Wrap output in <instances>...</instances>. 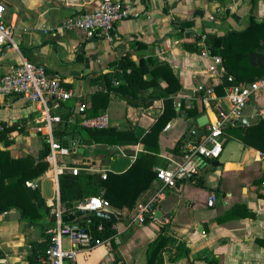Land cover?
Masks as SVG:
<instances>
[{
  "label": "crops",
  "instance_id": "obj_1",
  "mask_svg": "<svg viewBox=\"0 0 264 264\" xmlns=\"http://www.w3.org/2000/svg\"><path fill=\"white\" fill-rule=\"evenodd\" d=\"M99 1L0 0V4L4 6V20L12 26L22 55L44 66L49 73L61 76L73 94L60 114L61 121L65 118L72 124L68 127L72 133L61 138L70 142L74 138L68 139V136L79 134L74 145L77 152L72 156L75 165L84 167L91 162L92 169L82 171L98 172L96 169L106 167L111 153L128 154L135 159L148 150L142 142L96 143L87 133L89 128L81 125L83 117L91 116L92 95L107 91L105 76L112 86L122 82L118 79V60L124 54H129L137 64L141 59L168 63L179 80L180 89L167 97L154 99L148 106L136 105V99V103L126 102L122 94L109 91L108 105L98 114L106 113L107 127L132 130L141 137L171 98L176 115L158 135L160 160L157 166L181 162L185 142L197 139L190 132L197 125L196 118L211 108L223 111L228 108L224 86L231 83L227 79L230 74L222 62L220 76L213 78L207 70L210 58L201 52L202 42L207 43L206 39L211 36L246 28L250 17L264 20V0H120L128 5L131 15L119 21L108 35L87 37L81 30L64 27L68 16L92 11ZM246 57L250 64L261 65L264 50L250 51ZM19 60L15 50L7 45L0 46V78ZM216 81L218 84L213 92L197 91V86L208 87ZM159 86L165 87V80L160 79ZM152 90L150 87L140 96L145 99ZM113 103L124 109L121 120L110 119L106 111ZM82 104L85 105L83 112L78 111ZM256 108L264 112V90L247 103L243 114L251 115ZM192 109H196V114L189 116L187 111ZM37 115L36 104L23 96L0 95V120L9 126L17 125L9 135L12 141L8 147L14 150L15 156L37 157L42 152V136L32 127ZM210 116L214 119L211 111ZM228 126L233 125L227 124L224 128ZM223 135L222 150L217 158H196L199 174L195 179L179 182L175 188H164L159 195L162 185L153 180L138 197L133 211L126 214L123 209L114 225L116 248L105 240L87 251H79L77 261L80 264H115L114 253H117L125 264H148L147 247L159 235L160 226L167 224V232L186 244L188 254L170 261V254L164 253L165 264H209V259L216 260L213 264H264V154L224 131ZM0 148H4L1 141ZM49 174L47 168L30 179L37 184L36 188L28 186L40 190L46 207L52 201L54 190ZM47 180L52 184L50 196L44 194ZM149 203L152 207L157 203L154 212L160 210L161 215L156 218L153 212L151 217L139 222L137 214ZM248 211L251 216L244 215ZM41 212L43 216L39 221L48 223L50 210L48 213L41 209ZM40 239V228L23 219L18 208L0 212V264H30L28 242ZM64 244L69 245L66 237ZM36 254V264H45L41 253L37 251Z\"/></svg>",
  "mask_w": 264,
  "mask_h": 264
},
{
  "label": "trees",
  "instance_id": "obj_2",
  "mask_svg": "<svg viewBox=\"0 0 264 264\" xmlns=\"http://www.w3.org/2000/svg\"><path fill=\"white\" fill-rule=\"evenodd\" d=\"M206 40L210 53L221 56L227 73L233 77V83H249L262 75L264 63L252 65L246 54L256 49L264 50V20L256 21L250 17L246 28L233 30L222 36H211ZM118 65L120 68L118 79L122 82L118 86H112L105 76L107 91H98L92 95L89 115L94 116L101 109L107 107L110 98L109 91L136 99L138 101L136 105L148 106L154 99L167 97L180 89L181 85L177 76L166 62L154 63L151 59L147 61L141 59L137 64L129 54H124L119 58ZM160 79L165 80V87L159 86ZM150 87L153 88L151 94L143 99L140 96L141 92ZM187 112L189 116H194L196 109ZM175 115L173 101L169 98L163 112L149 131L141 137L136 136L132 130H118L115 127L87 129L89 137L96 143L116 145L142 142L148 146V150L145 154L136 157L129 168L122 173L107 170L105 178H102L100 172L79 171L77 174H72L71 171L66 170L59 176L58 181L60 201L66 211L71 212L78 202L97 195L105 198L109 202V208L113 211L121 213L123 209H126V214L133 211L138 197L149 188L155 178L154 168L160 160L158 135L165 124ZM71 126L72 124L64 118L58 124L55 131L56 136L61 138L71 134L72 131L68 130V127ZM14 129H17L16 124L9 126L0 120V141L4 145V148H0V212L18 208L23 219L40 228L41 239L28 242L31 246L29 263L36 264L37 251L44 256L51 237L48 230L54 227L55 217L50 213L51 218L48 223L39 221L43 216L41 209L48 213L50 209L45 206L40 190L31 189L25 183L47 170L48 163L44 158L49 148L44 143L42 152L37 157L30 154L15 156L14 150L8 148L12 141L9 135ZM223 131L264 154V120L260 119L247 126L235 124L224 128ZM193 179L195 177L187 180ZM195 182L199 183L196 180ZM153 207L156 208L157 203H154ZM244 215L251 216L252 213L248 211ZM80 224L91 233L93 244L108 240L113 249L116 248L114 242L117 232L114 227L115 222L94 213ZM166 229L167 224L161 225L159 235L148 245V264H165L164 253L170 254L168 258L170 261L188 254L186 244L167 232ZM114 256L115 264H125L119 254L114 253ZM215 261V259L208 260L209 264L216 263Z\"/></svg>",
  "mask_w": 264,
  "mask_h": 264
},
{
  "label": "built area",
  "instance_id": "obj_3",
  "mask_svg": "<svg viewBox=\"0 0 264 264\" xmlns=\"http://www.w3.org/2000/svg\"><path fill=\"white\" fill-rule=\"evenodd\" d=\"M4 6L0 4V46L7 45L15 50L20 57L19 62L0 78V95H19L33 102L37 106L38 115L33 120V131L40 136L44 143L48 145L49 151L45 156L48 163V175L54 183L52 201L49 204L50 213L55 217V225L49 229L51 234L49 243L43 256L45 264H80L77 261L79 251H87L93 244L92 235L89 230L78 222H63L62 216L83 209L96 211L102 208H109V202L101 195L90 196L78 202L71 212H67L65 206L60 201L59 196V176L66 170L77 174L85 169H92V163H84L80 167L73 163L72 156L77 152L75 146L63 144L64 138H59L55 134L58 124L61 122V108L73 94L64 84V79L58 74L49 73L46 68L25 58L20 47L13 36V28L3 17ZM128 5L120 0H100L98 6L89 12H83L68 16L63 25L66 29H77L85 33L87 37L99 34H110L115 30L116 24L130 16ZM201 52L210 58L207 70L213 78L220 76L222 68V58L219 55L211 54L206 41L202 42ZM228 85L224 86V99L227 103V110L211 108L214 119L207 110L208 122L204 125V130L199 138L185 142V150L181 162H175L172 166H156L155 178L164 188H175L179 182L195 177L199 174V163L197 157L217 158L222 150L223 129L227 124L235 125L239 116L244 115L243 111L247 103L262 90H264V70L262 75L249 83L235 84L233 77L227 75ZM213 82L210 86H197L198 92H213ZM208 104V103H206ZM85 105H80L78 111L83 112ZM253 114V113H252ZM251 114V115H252ZM259 120H264V112L258 110ZM109 124L106 113L96 116H85L81 119V125L86 128L101 129ZM262 153V152H261ZM132 156V155H131ZM102 178L106 177L107 168L96 169ZM26 186L36 188L37 184L26 181ZM208 203L212 204V198ZM152 203L141 207L136 218L143 222L146 217L153 215ZM64 237L68 240V246L64 244Z\"/></svg>",
  "mask_w": 264,
  "mask_h": 264
},
{
  "label": "water",
  "instance_id": "obj_4",
  "mask_svg": "<svg viewBox=\"0 0 264 264\" xmlns=\"http://www.w3.org/2000/svg\"><path fill=\"white\" fill-rule=\"evenodd\" d=\"M198 11L199 10H197L195 14H198ZM123 100H125L126 102H130V103H136L135 99L128 97V96H124ZM258 110L259 108H256L253 111L252 115L239 116L236 120V125L247 126V125L256 123L259 120V117L257 115ZM207 122H208L207 114H202L201 116L197 117L196 118L197 125L193 126L190 129L191 134H193L196 138H199L202 134V131L200 130V128L206 125ZM67 138L68 139L74 138V140L70 142L68 140H63V144L67 146H74L77 144V140L79 139V134H75L74 136H68ZM197 159L200 160L201 158L197 157ZM133 161H134V157L131 155L121 154V153H112L109 157L106 168L108 171H111L114 173H122L129 168V166L132 164ZM94 213H96L99 217L109 219L113 222H117L121 218V213L113 211L110 208L105 207L102 209H98L96 211H88V210L79 209L73 213L64 214L62 216V221L66 223L67 222L81 223L82 221L87 220L88 217ZM160 215H161L160 210H156L154 212V216L156 218H158Z\"/></svg>",
  "mask_w": 264,
  "mask_h": 264
},
{
  "label": "rangeland",
  "instance_id": "obj_5",
  "mask_svg": "<svg viewBox=\"0 0 264 264\" xmlns=\"http://www.w3.org/2000/svg\"><path fill=\"white\" fill-rule=\"evenodd\" d=\"M106 111L109 114L110 119H112V120L113 119H115V120L120 119L121 120V118H122V116L124 114L123 107H121V106L119 107V106L115 105V103L109 105ZM201 129H204V127H201ZM44 185H45L44 194L46 196H50L52 194V192H51V185H52L51 182L49 180H47V181H45Z\"/></svg>",
  "mask_w": 264,
  "mask_h": 264
}]
</instances>
